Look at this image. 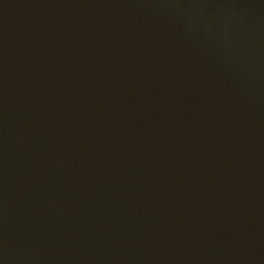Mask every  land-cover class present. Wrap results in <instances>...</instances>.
Masks as SVG:
<instances>
[{
  "label": "water",
  "instance_id": "95a60500",
  "mask_svg": "<svg viewBox=\"0 0 264 264\" xmlns=\"http://www.w3.org/2000/svg\"><path fill=\"white\" fill-rule=\"evenodd\" d=\"M0 264H264V0H0Z\"/></svg>",
  "mask_w": 264,
  "mask_h": 264
}]
</instances>
